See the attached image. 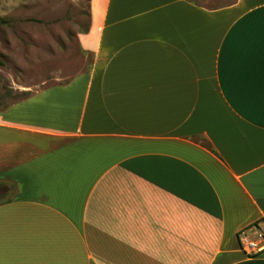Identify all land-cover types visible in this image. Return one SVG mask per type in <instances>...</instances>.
I'll return each instance as SVG.
<instances>
[{"label": "crops", "instance_id": "crops-1", "mask_svg": "<svg viewBox=\"0 0 264 264\" xmlns=\"http://www.w3.org/2000/svg\"><path fill=\"white\" fill-rule=\"evenodd\" d=\"M88 12L89 65L0 110V264H264V0Z\"/></svg>", "mask_w": 264, "mask_h": 264}, {"label": "rangeland", "instance_id": "rangeland-1", "mask_svg": "<svg viewBox=\"0 0 264 264\" xmlns=\"http://www.w3.org/2000/svg\"><path fill=\"white\" fill-rule=\"evenodd\" d=\"M192 1L213 8L233 0ZM88 7L89 0H0V110L89 65L77 41Z\"/></svg>", "mask_w": 264, "mask_h": 264}, {"label": "built area", "instance_id": "built-area-1", "mask_svg": "<svg viewBox=\"0 0 264 264\" xmlns=\"http://www.w3.org/2000/svg\"><path fill=\"white\" fill-rule=\"evenodd\" d=\"M240 247L246 255H252L264 249V233L252 226L239 238Z\"/></svg>", "mask_w": 264, "mask_h": 264}, {"label": "bare ground", "instance_id": "bare-ground-1", "mask_svg": "<svg viewBox=\"0 0 264 264\" xmlns=\"http://www.w3.org/2000/svg\"><path fill=\"white\" fill-rule=\"evenodd\" d=\"M196 17V16H195ZM159 42V41H158ZM157 43V42H156ZM109 48V47H108ZM108 51V50H107ZM187 52V51H186ZM190 54V53H189ZM112 62V61H111ZM139 66H142V65H139ZM109 69V68H108ZM142 69V68H141ZM164 70H165V68H163ZM159 70V69H158ZM167 70V69H166ZM156 71V70H155ZM155 71H152V72H155ZM168 71V70H167ZM98 72V71H97ZM145 72V71H144ZM132 73V72H131ZM139 73V72H138ZM150 73V72H149ZM158 73H161V72H158ZM170 73V72H169ZM157 74V73H156ZM164 75H165V73H164ZM132 76V75H131ZM138 75H136V77H137ZM150 76H153V75H150ZM160 76V75H159ZM127 77H129V75H127ZM145 77V76H144ZM148 77V76H147ZM156 77V76H155ZM154 77V78H155ZM142 78V77H141ZM140 78V79H141ZM114 79V78H113ZM116 80H117V78H115ZM119 79V78H118ZM136 79H138V78H136ZM135 79V80H136ZM106 80H107V78H106ZM109 81L110 80H112V79H108ZM134 80V79H133ZM148 80H149V78H148ZM143 81V80H142ZM94 82H96V81H94ZM106 82V81H105ZM119 82V81H118ZM138 82V81H137ZM140 82V81H139ZM108 83H110V82H108ZM108 83H106V85L108 84ZM148 83V82H147ZM103 84H105V83H103ZM143 84V83H142ZM179 110V109H178ZM169 112H170V110H169ZM177 112V111H176ZM176 112H172V114H176ZM182 112V111H181ZM181 112H179V113H181ZM178 113V112H177Z\"/></svg>", "mask_w": 264, "mask_h": 264}, {"label": "trees", "instance_id": "trees-1", "mask_svg": "<svg viewBox=\"0 0 264 264\" xmlns=\"http://www.w3.org/2000/svg\"><path fill=\"white\" fill-rule=\"evenodd\" d=\"M0 20H2L1 18H0ZM1 58V57H0ZM2 65V61H1V59H0V66ZM24 97H26V96H24ZM24 97H22V98H24Z\"/></svg>", "mask_w": 264, "mask_h": 264}]
</instances>
